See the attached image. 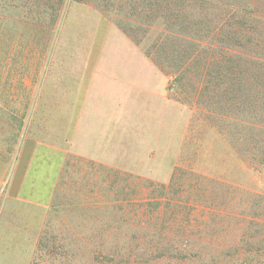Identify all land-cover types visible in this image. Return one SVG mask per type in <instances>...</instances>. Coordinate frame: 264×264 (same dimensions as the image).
<instances>
[{"label":"rangeland","instance_id":"1","mask_svg":"<svg viewBox=\"0 0 264 264\" xmlns=\"http://www.w3.org/2000/svg\"><path fill=\"white\" fill-rule=\"evenodd\" d=\"M46 1L42 13L27 7L12 12L8 4L0 16V264H264L261 253L223 251V238L200 223L203 206L183 209L180 203L179 209H169L168 194L159 185L171 175L160 182L119 170L130 177H116L108 170L112 167L92 166L70 152L73 108L84 97L81 84L94 73L116 72L129 79L149 75L153 86L166 82V97L188 114L173 169L198 144L189 138L182 150L193 117L186 102L194 96L187 80L176 81L186 62L175 42L162 34L160 19L133 40L116 26L120 0ZM259 1L264 11V0ZM204 138L205 143L212 139ZM223 148L217 143V158L210 147H202L193 166H182L187 177L179 182L185 190L202 170L221 175L229 171L226 167L234 168ZM57 171L54 208L44 216L43 232L66 240H32L29 210L9 197L10 186L24 175L46 179ZM36 244L54 248V255L20 253Z\"/></svg>","mask_w":264,"mask_h":264},{"label":"trees","instance_id":"2","mask_svg":"<svg viewBox=\"0 0 264 264\" xmlns=\"http://www.w3.org/2000/svg\"><path fill=\"white\" fill-rule=\"evenodd\" d=\"M120 1L115 8L119 15L116 26L130 39H141L143 32L161 20L162 34L175 42L186 62L176 81L187 80L194 96V101L186 102L192 106L193 117L182 150L189 138L195 137L198 144L193 145L190 156L179 158L169 181L159 185L168 194L167 207L177 210L180 203L183 209L201 205L200 223L208 233L223 238V251L264 254L263 4L259 0L238 5L229 0ZM8 4L12 12L25 7L38 13L48 9L46 0H0V14ZM195 125L199 128L193 133ZM207 134L212 139L205 143ZM221 142L226 150L223 156L235 161L234 168L220 170L221 175L202 170L185 190L179 182L182 166H193L202 147H210L216 155ZM89 164L94 165L93 161ZM110 170L116 177L125 174Z\"/></svg>","mask_w":264,"mask_h":264},{"label":"crops","instance_id":"3","mask_svg":"<svg viewBox=\"0 0 264 264\" xmlns=\"http://www.w3.org/2000/svg\"><path fill=\"white\" fill-rule=\"evenodd\" d=\"M146 77L149 75L138 74L129 79L104 71L85 79L81 84L84 97L73 108L70 152L114 170L167 181L188 114L184 106L166 97L165 81L153 86ZM15 172L33 174L31 170ZM52 173L46 179L24 175L18 180L20 183L10 186L13 191L9 197L22 209L29 210L30 233L35 241L66 240L49 230L43 232L44 216L54 208L51 197L59 172ZM53 250L36 244L29 251L21 249L20 253L30 257L52 256Z\"/></svg>","mask_w":264,"mask_h":264}]
</instances>
